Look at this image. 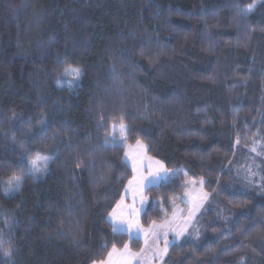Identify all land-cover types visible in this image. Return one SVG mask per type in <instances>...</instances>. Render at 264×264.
<instances>
[{
  "label": "trees",
  "instance_id": "trees-1",
  "mask_svg": "<svg viewBox=\"0 0 264 264\" xmlns=\"http://www.w3.org/2000/svg\"><path fill=\"white\" fill-rule=\"evenodd\" d=\"M252 3L0 0V248L13 250L0 264L141 251L109 221L133 176L126 149L96 132L111 114L125 116L127 145L175 173L146 190L142 227L168 219L173 200L186 208L176 197L190 182L216 202L205 237L173 244L162 264H264V4L242 16ZM69 66L82 75L60 87ZM36 153L50 157L39 176ZM13 176L22 184L9 195Z\"/></svg>",
  "mask_w": 264,
  "mask_h": 264
},
{
  "label": "snow or ice",
  "instance_id": "snow-or-ice-1",
  "mask_svg": "<svg viewBox=\"0 0 264 264\" xmlns=\"http://www.w3.org/2000/svg\"><path fill=\"white\" fill-rule=\"evenodd\" d=\"M257 3L264 4V0H253L252 4H249L245 9L242 10L241 15L242 16H248L250 13H252ZM64 76H71L72 79L68 81L69 85H73L76 83V81L79 80L80 76L82 75V70L79 67H67L64 70L63 73ZM58 85L61 83L58 80ZM42 124H45L46 121H41ZM120 131L122 133V139L125 138L124 134L127 133V125L121 123L120 125ZM113 132H115V126H113ZM138 146H142L140 141H137ZM114 146L116 145V142L114 141ZM252 151H256L255 148L252 149ZM127 156V153H126ZM50 157L48 156H41L39 153H36L34 158H31L28 160V171L29 174L36 175L40 174L47 170L48 167V160ZM157 165H159L158 168H156L155 171H153L151 168L148 170V175L145 176L141 172L139 176L135 175L137 172V167L135 162H133V177L128 181L129 186L135 185V187L126 188L125 192L121 196V200L117 202L116 207L112 209V211L109 213V217L111 218V223L113 226L114 232H124L127 231L129 233V238L131 239L133 235L139 237V234L143 232L145 234V244L148 243V236L149 233L140 227L139 225V216L141 213L145 211V204L148 202V198L143 195L144 191L148 188L153 187L154 185H158L160 181L167 180L168 178V170L164 167L163 163L160 161L156 162ZM20 166L23 167V158L20 161ZM143 168V164L141 163V169ZM175 175V173H173ZM201 185H203L204 181L201 179L200 181ZM8 190L6 191V194L14 195L16 192L20 190L21 184H22V178L19 176H13L8 181ZM192 184L194 185L195 182L193 181ZM129 191H131L133 203L131 205H123L124 198L128 195ZM193 189L192 188H185L184 191V197H187L188 199H184V197H176V199H181L184 203H191L193 206L189 209V214L187 217H184L185 221L190 222L192 217L195 215V212L199 210L200 203H202L203 200H206L208 197L207 193H203L202 197L199 198L200 203L196 202V197L192 195ZM137 198H139L140 207H136V201ZM173 210H172V218L171 220H164L160 224H157L155 221L152 222V229L155 231H152L151 235H153L157 242L159 241V235L160 232L163 231L164 237H165V248L164 253L167 252L168 247L175 243L176 239H179L181 236L185 234L187 231V223L180 228L179 231H176L175 229H171V223L177 219V212L182 211L179 210L178 206L175 205V201L173 200ZM117 209H120L121 211L119 214L117 213ZM168 230L175 231V237L172 241H169L167 239L168 236ZM2 233H0V245L3 244L2 239ZM0 251H2V254L5 258L9 260V262L12 261L13 257V250L11 248H0ZM143 251V249L141 250ZM116 254V248L115 245H113V249L111 252L108 253V260L101 261L100 264H131V260L128 257H135L137 254L129 253L128 252V245H124V253L120 254L122 257H125L119 261H113L112 257ZM126 254V256H125ZM155 255V253H154ZM95 264V262H94Z\"/></svg>",
  "mask_w": 264,
  "mask_h": 264
},
{
  "label": "rangeland",
  "instance_id": "rangeland-1",
  "mask_svg": "<svg viewBox=\"0 0 264 264\" xmlns=\"http://www.w3.org/2000/svg\"><path fill=\"white\" fill-rule=\"evenodd\" d=\"M258 4L259 3H257V5ZM71 79H72L71 76H64V79H63L62 83L60 84V87L73 88L78 81H76L75 84L70 86L68 81ZM124 118H125V116L122 114H111V115H108L104 118H101L96 123V132L100 135V137L102 138L103 142L106 145L114 146V141H115L117 146L124 147L126 149L127 156L125 153L124 159H125L126 163L128 164V166L130 167V169L132 170V175H134V173H133V162H135L136 167H137V172L135 173V175L139 176L142 172L143 175L147 176L149 168H151L153 171H155L156 168L159 167V165H157V163H156L157 161L150 159L149 157L146 156V154L144 152H142L141 148H144L143 146H139L138 148H136V147L133 148V147L127 145L126 144V134H124L125 138L122 139V133L120 131V125H121V123L124 124ZM113 126H115V132H113ZM135 146H138V145H135ZM252 154H258V153L256 151V152H252ZM141 163L143 164L142 169H141ZM248 163H250V164H249V166L248 165L246 166V168L244 170V174H246V176H249V179L253 180L252 176L254 174H256L254 172L257 169L254 165H251V162H248ZM44 172H42L40 174H36L35 176L42 175V174H44ZM168 174L169 175H168L167 180L160 181L158 185L170 181L173 173L168 170ZM253 182H255V181L253 180ZM254 184L255 185H252V187H259L258 183H254ZM6 185L8 188L9 186L7 183H6ZM158 185H154L153 187L158 186ZM130 187H135V185H133V186L127 185L126 188H130ZM187 187L193 189L192 195L197 198L196 202L200 203L199 198L202 197V195L204 193L201 185H196V184L193 185L190 182L187 185ZM146 190L143 193L144 196H145ZM6 191H7V189L5 190V192ZM184 199H188V198L184 197ZM132 203H133L132 194H131V191H129L128 195L123 200V205H131ZM184 204H185L186 208H182L181 206H178L179 210H182V211L177 212V219L171 223L170 228L175 229L176 231H179L180 228H182L185 225V223H187V231L179 239H176L175 243H173V244H178L187 238L195 240V241L201 240L202 238H204L206 232L208 231V225H207V221L205 218L206 208L209 205H215L216 202H211L210 197L208 196L206 200H203L202 203H200L199 210L195 212V215L192 217L190 222L185 221L184 217L188 216L189 209L192 208L193 205L191 203H187V204L184 203ZM136 207L137 208L140 207L139 198H137ZM146 207H147V203L145 204V209H146ZM223 209H224V215L221 216L222 221H227L228 219L231 220L235 214L233 212L229 211L225 206L223 207ZM120 211H121L120 209H117L118 214ZM141 214H140V216H141ZM227 215H229V216H227ZM140 216H139L138 220H139L140 227H142L140 224ZM171 218H172V215L168 218V220H171ZM109 221L111 222L110 217H109ZM151 226L149 228L142 227L143 229H145L149 233L147 244H145V234L143 232H141L139 234L138 238L135 235H133V237L131 238V239L141 241L142 249H143V251H140L139 253H134V254H137L135 257H128L131 260V264H162L164 262L166 256L168 255L169 249L171 248V246L173 244H171L168 247L167 252L164 253L163 250L165 248V237H164L163 231L160 232L159 241L157 242L156 238L153 235H151L152 231H155L154 229H152ZM117 233H122V234H125L129 237V233L127 231L117 232ZM174 237H175V231L168 230L167 239L169 241H172L174 239ZM128 252L133 253V252H131L129 247H128ZM122 253H124V249L121 251L116 250V254H114V256L112 257V260L115 262V261H119V260L125 258V257H122L120 255ZM154 253H155V255H154ZM125 256H126V254H125ZM106 260H108V256H107Z\"/></svg>",
  "mask_w": 264,
  "mask_h": 264
},
{
  "label": "crops",
  "instance_id": "crops-1",
  "mask_svg": "<svg viewBox=\"0 0 264 264\" xmlns=\"http://www.w3.org/2000/svg\"><path fill=\"white\" fill-rule=\"evenodd\" d=\"M131 147H136V148H138L139 146H131ZM142 149V152H144L145 153V148H141ZM111 223V222H110ZM111 225H112V223H111Z\"/></svg>",
  "mask_w": 264,
  "mask_h": 264
}]
</instances>
